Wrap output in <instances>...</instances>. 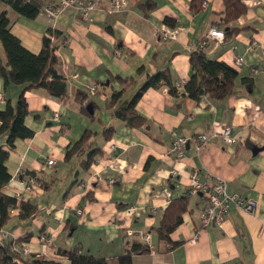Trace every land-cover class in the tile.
I'll return each instance as SVG.
<instances>
[{
  "label": "crops",
  "instance_id": "crops-1",
  "mask_svg": "<svg viewBox=\"0 0 264 264\" xmlns=\"http://www.w3.org/2000/svg\"><path fill=\"white\" fill-rule=\"evenodd\" d=\"M27 1L39 6L34 19L5 4L0 12L7 13L10 32L33 54L39 53L48 29L61 33L54 53L66 93L56 98L44 88L5 85L0 77V111L24 92V125L33 132L17 139L9 152L5 167L10 180L1 192L37 206L30 220H20L12 210L0 228L6 240L0 236V242L24 244L29 253L22 256L38 254L60 264H70L61 253L74 247L110 258L132 244L146 245L148 252L133 255L131 264H264V0H241L244 14L227 25L219 23L224 0H125L122 11H110L108 0H99L86 23L74 10L50 22L42 10L53 0ZM213 26L240 31L218 42L208 37ZM163 27L173 29L175 39H159ZM199 48L209 60L237 71L231 95L221 101L208 96L194 101L180 93L171 96L165 86L150 88L135 106L145 127L131 128L113 117L147 75L165 71L173 84H185L190 55ZM236 58H243L238 66ZM0 60L5 63L1 47ZM117 79L130 84L108 108L112 93L123 88ZM243 79H250L252 88ZM92 86L95 91L89 93ZM79 91L87 95L83 103L76 98ZM109 126L113 132L107 139L103 131ZM224 126L231 128L237 144L222 140ZM86 129L93 133L89 147L98 150L85 169V155L64 157ZM172 133L186 139L179 157L172 151ZM199 135L208 141L198 144ZM0 147L7 149L6 135H0ZM193 172L200 183L222 179L229 193L253 200L255 208L249 212L231 206L221 226H201L208 196L189 193ZM29 180L30 193L25 191ZM186 194L187 211L169 235L171 243L179 244L171 248L170 242L159 241L155 229L171 202Z\"/></svg>",
  "mask_w": 264,
  "mask_h": 264
},
{
  "label": "trees",
  "instance_id": "trees-1",
  "mask_svg": "<svg viewBox=\"0 0 264 264\" xmlns=\"http://www.w3.org/2000/svg\"><path fill=\"white\" fill-rule=\"evenodd\" d=\"M0 4L9 6L18 15L27 19H34L40 12L39 6L33 1L0 0ZM245 10L246 8L241 0H224V10L219 23L227 25L238 19L239 16L244 14ZM165 24L170 26L172 22L165 20ZM239 31V29H230L227 32L223 31V34L225 37L227 34L233 35V33ZM60 36L59 31L48 29L46 35L42 38L39 53L33 54L27 51L10 32V20L7 13L5 11L0 12V47L5 59V63L0 60V77L4 84L7 85L10 82L26 85L25 90L44 88L53 97H64L66 93L65 79L56 70L59 62L54 53V41L59 39ZM189 62L191 74L189 80L184 84L180 96H186L194 101L199 100L202 96H208L215 101H221L233 93L234 82L237 78V71L233 67L224 62L209 60L200 48L191 53ZM117 80L123 84V88L112 93L106 105L108 108L114 106L124 93L126 86L130 84L125 79ZM241 82L246 88H252L250 79H243ZM162 86L167 88L171 96L177 97L179 95L167 72L161 71L150 74L146 76L145 81L126 106L113 112V117L121 120L131 128L145 127V118L138 114L135 109L137 101L147 89H159ZM76 98L80 103H83L86 101L87 95L79 91L76 93ZM27 114L24 92L20 93L14 104L7 102L5 108L0 111V135H6L7 145V149L0 147V228L10 219V213L14 209L18 211L17 217L20 220L33 219L37 213L35 204L28 201L18 202L16 198L1 192L2 187L10 180L5 161L14 147L15 141L33 136V132L24 125V118ZM112 132L113 127L109 126L104 129L103 135L108 139ZM92 136L93 133L90 130H84L79 141L66 151L64 159L67 160L71 156L85 155L81 166L85 169L88 168L93 161L95 152L98 150L89 147ZM188 195L186 194L180 199L172 201L162 215V219L155 229L160 242L169 243V235L181 224L182 215L187 211ZM14 244L16 243L0 242V264H60L56 261L45 260L38 254L24 257L22 253L12 250ZM178 244V242L171 243V248L176 247ZM146 252H148L146 245L132 244L130 250L117 257L96 258L82 252L80 247H74L63 254L61 253V255L67 257L70 264H131L133 255Z\"/></svg>",
  "mask_w": 264,
  "mask_h": 264
},
{
  "label": "built area",
  "instance_id": "built-area-1",
  "mask_svg": "<svg viewBox=\"0 0 264 264\" xmlns=\"http://www.w3.org/2000/svg\"><path fill=\"white\" fill-rule=\"evenodd\" d=\"M54 4L46 5L42 12L45 14L50 22H54L57 17L65 12L66 10H74L79 14L81 21L88 22L91 19L93 12L96 9L97 3L99 0H53ZM109 10L110 11H122L127 8V4L125 0H108ZM158 37L162 41H171L175 39V31L169 27H163L158 31ZM209 38H213L215 40L222 41L224 39V34L221 29L216 26L211 27L208 33ZM243 58H236L234 60V65L238 66L242 63ZM256 72V71H255ZM184 82L178 81L174 83V87L177 89L179 93L183 91ZM95 91V87H89L88 92L93 93ZM0 103H3V97L0 95ZM55 119L58 117L54 116ZM173 142H172V151L179 157L183 153V145L186 143V139L179 137L176 133H172ZM220 136L222 140L227 145H235L238 143V140L230 127L224 126L220 131ZM195 141L198 144H204L208 141V137L205 135H199L195 137ZM111 149L114 150V147L111 146ZM48 165H54L53 160H49L47 162ZM115 180H110L109 183L112 184ZM31 180L25 183V191H29V184ZM31 191H29L30 193ZM190 194H205L208 196V202L204 210L202 211L199 222L201 226H207L209 224H216L217 226H221L225 220V217L229 213L230 207H236L238 209H243L244 211H252L255 208L256 203L253 200H248L242 198L237 193H229L226 190L225 182L216 178L215 181H208L205 183H200L197 181V173L193 172L191 176V185L189 189ZM128 213L132 212V209L127 211ZM78 214L81 211H77ZM0 236L3 237V240H6V235L0 230ZM146 243L149 244V236L146 235ZM197 239L196 234L192 236L190 239L191 243H195ZM39 240L41 242H46L44 236H40ZM1 241V242H2ZM12 250L16 252H20L22 254H28L29 251L25 247L24 244H14L12 246Z\"/></svg>",
  "mask_w": 264,
  "mask_h": 264
},
{
  "label": "water",
  "instance_id": "water-1",
  "mask_svg": "<svg viewBox=\"0 0 264 264\" xmlns=\"http://www.w3.org/2000/svg\"><path fill=\"white\" fill-rule=\"evenodd\" d=\"M90 113H92V111L90 110Z\"/></svg>",
  "mask_w": 264,
  "mask_h": 264
}]
</instances>
